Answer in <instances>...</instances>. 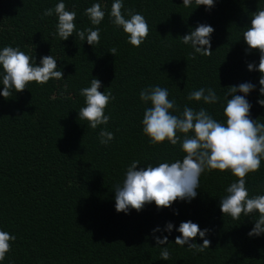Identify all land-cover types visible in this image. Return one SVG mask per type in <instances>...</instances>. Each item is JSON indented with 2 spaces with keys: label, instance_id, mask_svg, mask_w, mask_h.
<instances>
[{
  "label": "trees",
  "instance_id": "trees-1",
  "mask_svg": "<svg viewBox=\"0 0 264 264\" xmlns=\"http://www.w3.org/2000/svg\"><path fill=\"white\" fill-rule=\"evenodd\" d=\"M59 2L0 0V50L19 47L36 64L52 55L64 77L43 85L33 81L22 92L13 89L7 99L0 96V230L15 236L0 264H264V233L248 235L258 213L233 220L220 211L226 188L237 180L230 170L206 169L190 201L115 210V187L132 161L140 168L185 155L179 142L153 144L143 133V112L151 105L141 101V90L167 88L181 111L185 105L203 107L224 122L228 86L251 82L255 88L246 96L250 118L264 123V105L258 103L264 99L261 73L247 68L259 63L260 53L246 52L242 37L252 14L264 9V0H214L210 9L196 6L195 0L189 7L182 0H122L126 18L131 9L149 25L139 47L112 23L114 0H63L67 10L76 12L77 31L99 27L100 42L89 45L75 32L61 40L56 14L43 15ZM93 3L105 12L99 25L85 14ZM200 23L214 28L211 55L194 53L182 42ZM113 47L115 56L108 52ZM92 77L101 81L99 91L115 97L105 109L108 123L96 129L78 117L85 106L80 89L89 87ZM202 87L214 89L218 102L187 99ZM101 129L114 135L107 145L100 143ZM246 187L249 197L264 195V160L258 171L247 174ZM189 220L210 230L204 238L211 244L203 252L175 243L179 224ZM167 222L173 224L170 233L164 231ZM156 228L160 231L153 232ZM163 236L167 244L156 245L154 237ZM204 238L198 235L191 242L201 244ZM163 248L170 252L168 260L160 257Z\"/></svg>",
  "mask_w": 264,
  "mask_h": 264
},
{
  "label": "clouds",
  "instance_id": "clouds-1",
  "mask_svg": "<svg viewBox=\"0 0 264 264\" xmlns=\"http://www.w3.org/2000/svg\"><path fill=\"white\" fill-rule=\"evenodd\" d=\"M185 7L192 4V0H182ZM195 5H204L206 9L214 6V0H195ZM122 0H114L111 4L110 15L112 23L121 27L128 34V42L139 47L149 34V25L145 17L131 9L127 10V18L122 12ZM53 12L58 17L56 24L57 34L61 40H67L75 32L81 41L86 40L89 45L100 42L99 27L87 28L77 31L76 12L67 10L61 2L55 8L44 10V16H51ZM85 14L92 25H99L105 17V12L100 3H93L85 9ZM214 28L200 23L194 30L182 36L184 44H190L194 53L211 55L210 38ZM243 40L248 45L246 52L252 49L259 51V63H248V70L261 73L259 78V92L264 95V9L255 11L250 20V25L243 32ZM117 49L111 48L115 56ZM195 59V54H193ZM0 83L3 89L0 96L5 99L15 92H22L30 82L46 84L50 79L60 80L63 72L58 69L57 60L52 55H44L40 63L36 64L34 57L26 54L19 47L5 46L0 50ZM101 81L92 77L90 86L80 89V94L85 98V106L81 107L78 117L86 120L92 129L99 125H106L110 119L105 115V109L115 97L109 91H99ZM255 88L251 82H244L238 86H228L225 93L226 106L223 108L224 122L213 118L208 111L201 107L196 110L185 105L182 111L175 100L169 99L167 88L149 86L140 91L141 101L148 103L143 112L142 131L150 138L153 144L165 140L172 145L180 143L185 153L182 159L174 162H161L156 166L148 164L137 168L138 161H132L127 167L122 184L115 187V210L127 213L129 209L140 211L146 204L154 202L157 208L170 207L177 200H191L197 195L196 189L200 186V176L207 170H230L237 180L230 183L226 193L220 199V211L223 215L230 216L233 220H240L241 215L258 213L254 227L249 231V236H259L264 233V195L249 197L246 187V177L250 172L260 169L264 160V123L250 118L252 105L246 99L248 93ZM237 92L244 95H236ZM230 97V98H229ZM189 101H203L205 104H215L220 99L212 88H200L188 94ZM264 105V99L258 100ZM100 143L107 145L114 139L112 132L101 129L99 132ZM173 224L167 222L164 231L171 232ZM160 231L159 228L153 232ZM181 235L175 237V243L185 246L196 252H203L209 248L211 241L206 233L210 231L200 229L197 223L191 220L181 222L176 229ZM200 236L203 243L191 242ZM156 245H164L168 237H154ZM15 236L0 230V261L5 259L6 253L11 250V243ZM162 260L170 258V252L163 248L160 252Z\"/></svg>",
  "mask_w": 264,
  "mask_h": 264
}]
</instances>
